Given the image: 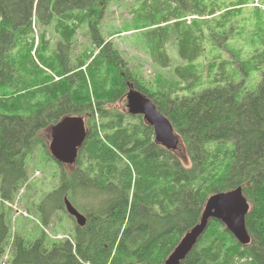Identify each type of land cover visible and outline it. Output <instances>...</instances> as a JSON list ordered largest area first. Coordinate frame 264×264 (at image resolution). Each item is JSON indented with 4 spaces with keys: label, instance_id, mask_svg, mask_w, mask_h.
I'll return each instance as SVG.
<instances>
[{
    "label": "trees",
    "instance_id": "obj_1",
    "mask_svg": "<svg viewBox=\"0 0 264 264\" xmlns=\"http://www.w3.org/2000/svg\"><path fill=\"white\" fill-rule=\"evenodd\" d=\"M259 4L141 0L134 23L121 30L102 23L106 0H0V264H162L199 221L207 197L236 186L250 205V242L210 219L179 264H264ZM129 31L160 70L171 65L168 44L175 43L180 62L170 77L151 85L139 75L113 39ZM129 88L170 121L189 166L155 141L141 115L119 107ZM65 115L82 116L86 129L71 168L52 157L41 133ZM33 156L38 166L53 159L57 168L56 183L34 196ZM21 190L39 224L13 231L9 213ZM65 197L84 215L82 225ZM54 213L71 220L61 237L45 230Z\"/></svg>",
    "mask_w": 264,
    "mask_h": 264
},
{
    "label": "water",
    "instance_id": "obj_2",
    "mask_svg": "<svg viewBox=\"0 0 264 264\" xmlns=\"http://www.w3.org/2000/svg\"><path fill=\"white\" fill-rule=\"evenodd\" d=\"M126 108L132 115H142L145 122L152 126L155 141L168 149L178 148L179 137L173 131L170 121L146 95L129 88L126 93ZM50 135L48 148L52 156L59 162L73 163L77 148L85 137L83 117L65 115L51 125ZM64 204L66 211L82 225L85 221L84 215L66 197ZM248 209L249 203L241 186L211 194L205 201L199 221L182 235L162 264H179L196 244L210 219L220 220L239 243L247 244L250 240L245 226Z\"/></svg>",
    "mask_w": 264,
    "mask_h": 264
},
{
    "label": "rangeland",
    "instance_id": "obj_3",
    "mask_svg": "<svg viewBox=\"0 0 264 264\" xmlns=\"http://www.w3.org/2000/svg\"><path fill=\"white\" fill-rule=\"evenodd\" d=\"M107 1V8L105 11V14L102 18V23L104 24L105 28L108 27H118L119 29H125L123 28V25H127L130 23H134L132 20V10L135 7H138L141 0H106ZM235 1V0H232ZM260 8H258L259 11L264 13V0H259ZM254 4H256V0H254ZM250 11H253V7H245ZM191 20V16L187 17V22ZM131 31L129 32H123L119 35H114L113 39L116 42V44L121 48L123 54L127 59L130 61V63L139 71V75L145 80H147L151 85H153L154 79L156 76H165L170 77L172 75L173 67H175L177 64H179L180 59L177 54L176 45L174 42H170L168 44V51L169 55L171 57V65L166 68H162L161 70L156 68L155 65L152 63L150 58L148 57L147 51L144 47V45L137 41L136 36H134ZM246 49V48H245ZM260 73L252 74L250 75V78L247 79V83L251 86H255L257 84ZM124 101H121L118 105L119 107L123 108ZM125 107V106H124ZM42 135L45 137L47 144L50 140V129H42L41 130ZM178 156L183 160L185 164H188V160L185 156V149L184 147L179 144V148L177 149ZM33 157L30 158L28 162L29 170H30V181H32L30 184L32 186L29 187V192L32 193L34 196L35 191L38 189L37 193L42 194L44 191L42 189H49L51 185L56 183V174H52L54 169L56 168V162L51 159L47 162L45 165L43 162L39 163V166L36 164ZM41 164H44V168L40 166ZM65 168H71V165H66ZM44 180V181H42ZM35 190V191H34ZM41 190V191H39ZM39 195V196H40ZM36 196H38L36 194ZM31 197V196H30ZM29 202V197L27 194H23L22 190L19 195V197L15 200L14 204L11 207L9 216L11 217V228L14 231L15 227L22 228L27 227L29 229H32V227L38 223V216L37 215H29L26 212V207ZM76 207H78L76 205ZM58 212H56L57 214ZM57 216L53 215V217L48 220V225L45 226V230L51 234V236H54L56 234L57 237H61L63 234L68 233L67 228H70L71 221L66 214L60 217L56 218ZM18 225V226H17ZM31 227V228H30Z\"/></svg>",
    "mask_w": 264,
    "mask_h": 264
}]
</instances>
